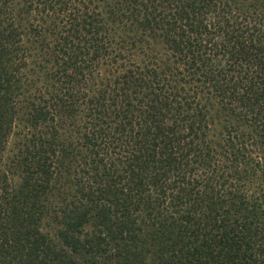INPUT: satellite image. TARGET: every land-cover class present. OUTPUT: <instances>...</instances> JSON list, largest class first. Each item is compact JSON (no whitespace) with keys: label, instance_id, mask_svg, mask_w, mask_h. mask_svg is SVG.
<instances>
[{"label":"trees","instance_id":"16d2710c","mask_svg":"<svg viewBox=\"0 0 264 264\" xmlns=\"http://www.w3.org/2000/svg\"><path fill=\"white\" fill-rule=\"evenodd\" d=\"M0 264H264V0H0Z\"/></svg>","mask_w":264,"mask_h":264},{"label":"rangeland","instance_id":"374dc122","mask_svg":"<svg viewBox=\"0 0 264 264\" xmlns=\"http://www.w3.org/2000/svg\"><path fill=\"white\" fill-rule=\"evenodd\" d=\"M19 3V0H14V4ZM32 67V65H31ZM225 118L221 115H213V121H212V132L217 135L218 131L220 130V127L223 125V121ZM16 141L14 138L9 140V144L6 148L5 154H4V163L3 168L7 171H9L8 178L13 186L17 185L19 182L20 174L18 170L11 168V162L13 160V157L16 152ZM57 195L55 192H51L47 196V208L49 212L44 217L43 220V231L53 237L56 236V233L59 229V224L57 219H55L54 215L51 213V210L53 209V206L57 204Z\"/></svg>","mask_w":264,"mask_h":264}]
</instances>
